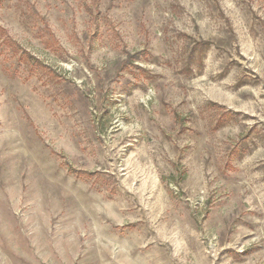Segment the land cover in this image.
I'll use <instances>...</instances> for the list:
<instances>
[{
    "label": "rangeland",
    "instance_id": "1",
    "mask_svg": "<svg viewBox=\"0 0 264 264\" xmlns=\"http://www.w3.org/2000/svg\"><path fill=\"white\" fill-rule=\"evenodd\" d=\"M0 264H264V0H0Z\"/></svg>",
    "mask_w": 264,
    "mask_h": 264
}]
</instances>
